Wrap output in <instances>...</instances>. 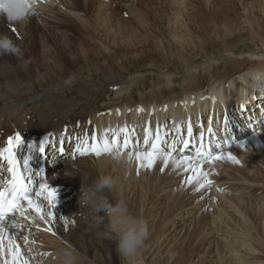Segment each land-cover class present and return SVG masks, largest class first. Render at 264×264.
<instances>
[{"label":"bare ground","instance_id":"1","mask_svg":"<svg viewBox=\"0 0 264 264\" xmlns=\"http://www.w3.org/2000/svg\"><path fill=\"white\" fill-rule=\"evenodd\" d=\"M90 1L95 12L92 19L80 13L79 9L76 8L78 0H39V7L30 15L28 20L22 23H13L16 27L15 34L18 37V39H13V41L22 51L28 50V42L25 43V40L29 39L31 36L32 30L30 27L32 23H34V19H36L37 22L45 21L49 16H55L59 12V8H68L70 14L73 15L72 17H74V19L76 18L75 20L80 28L86 31L99 26L101 29L112 32L113 29L111 26L113 24H115L116 28H120V25L123 23L112 20L109 11L104 10V6H107L109 0L108 3L106 0H98V5L93 0H84L82 5L87 7ZM174 1L180 6V9L176 10L174 8L175 15H179L184 11V8H186L187 0ZM174 1H172L173 4H175ZM206 2L209 4L211 0H206ZM260 5L262 10L261 13L264 14V0H262ZM128 6H130V4H128ZM89 11L91 12V10ZM64 16L67 18L71 17L68 14H64ZM252 16L254 15L252 14ZM74 19H72L73 22ZM88 19L91 24H88ZM253 19H255V17ZM2 20L6 19L0 18V21ZM249 22L251 28L259 25L257 20H249ZM49 31V29H46L45 34L49 35ZM174 34L180 38L177 33ZM4 35L5 34H1L0 32V36ZM116 37H118V35H116ZM177 37L174 38L175 48L180 49V42H182L183 39L179 40ZM59 39L66 40V37L62 36ZM187 43L186 40V44ZM179 52L181 53V51ZM240 53L241 52H239V54ZM262 54L264 53H258V50H249L248 53L246 52L241 55L245 58H257ZM213 57L202 61V65H198L201 62L192 65L191 62L189 65H186V68L183 70H156L158 74H160L155 76V79L158 82L164 80L165 83L162 86L166 89L164 90L165 92L173 95L177 90H180V92L177 93L179 96L175 98H161L156 92L150 95V92L153 91L152 89L143 93L142 90L146 89L149 83L143 80L144 76L142 75H146V73L140 74L141 76L135 78L133 77L138 74L127 78V73L131 71L127 70L124 74L122 73L110 79L113 85L108 89L105 87V93H102L103 87L99 86V84L88 89L90 96L94 95V98H98L103 94L108 96V98L103 101L102 105L92 106L93 111L86 117H78L76 120H73L80 111L86 110L91 102V100L83 95L80 98L83 102L75 103V101L73 102L70 100L71 102L68 104L71 105L63 113L64 119H59L57 128L56 126H36L35 120L39 107H35L31 116L26 114V118L22 117L20 123L14 125L16 128L15 131H12L13 128H11L10 124L15 123L18 120L17 118L15 122L11 120L3 122L6 128L0 127V135L2 132H6V135L0 136V173H5L7 181H12L13 173L6 171L9 167H13L14 173L18 171V174L23 177L24 184L28 186V199H24L23 205L18 209L20 211L22 208L31 209L29 213L33 215V218L34 216L37 217L32 223L35 225H42L41 227L43 230L47 232L49 229L54 230L58 234L57 236L62 237L68 245L73 246L70 247L66 245V242L62 240V242H65V246L55 247L53 244V253L59 254L62 249L71 248L76 253L78 259H80L78 260V264H158L155 259L158 254V246L162 247L166 243H169V241H173L172 245H167L170 253L166 261L160 262L161 264H178L180 261L179 256L182 251L177 249V247L183 249V247L186 246L185 242L189 236L199 231L197 227L206 230L205 228L210 224L218 227L220 229L219 232L221 230L223 231L222 237H224L223 240L225 244L222 246L225 250L223 251L220 248L221 246H219L218 241L217 248H215V251L213 249L212 255L208 260L203 259L205 255H199L193 257L187 264H264V205L253 201L250 197H248V199L246 196L242 197L235 195L236 193L233 194L224 190L229 187H234V189L242 187L244 189H249L250 192L253 193L254 190L260 188L259 185L264 187V184H258L259 181H256L263 180L261 178L264 177L262 170H260L262 175L258 174V172L254 175L250 174L248 171L246 172L247 169H244V164L242 165V163L248 166L249 164L246 163L247 161H244V159L242 161L240 160L242 155L239 153L240 150H238V145L234 146V148L237 147V150L226 147V141L231 142L229 141L231 137L235 136V134L239 136L243 134V132L238 133V130H242V125H245L244 129L251 126L259 129L260 126L258 125L264 124V69L261 67H252L251 69L242 70L240 71L241 75L237 76V80H233L226 75L224 71H221L216 74L218 76L216 84L212 83L214 84L212 85L209 81H206L204 86H193L189 89V94L185 93L180 96L187 82L191 83L193 81L197 71L200 73L201 69L207 71L213 68L212 64L210 66L208 65V62H211L210 59H214L216 64L223 62V60L219 61L217 57ZM13 61L16 63H11ZM13 61H7L6 59L2 60L0 58V98L7 97V92L17 95L18 97L19 95H25L23 97L25 99L20 101L25 104L29 101V98L42 96L40 92L43 93L45 90H48L51 87L49 84H53L48 80L45 70L41 65L36 68V81L34 84L29 82L26 84L22 83L23 85L19 86L20 74L29 76L30 71L28 68L24 67L25 63H22L16 56L13 57ZM231 62L236 64L239 60L232 58ZM226 66H228V63L223 62V70L226 69ZM42 69L44 71L41 72ZM168 71L184 73V77L186 78H183L180 87L176 86L175 88H171L168 85L169 82L175 84L174 75L164 74ZM208 77L211 79L214 77L212 70ZM215 90L218 92L215 93ZM136 91L141 92L139 96H136ZM220 92H222L224 96V99L221 97L223 104L221 106L219 104L213 106L208 102V97L210 94H218L220 96ZM50 94L51 93L46 95L49 96ZM62 95L67 97L68 91L65 90L62 92ZM50 97L51 96L48 98ZM136 98L138 100L134 101ZM50 104L51 105L46 109H49V113L55 114L58 118V113L54 111L53 108L56 104L54 102ZM207 106L212 108L213 123L215 121L217 124L218 120L223 125L222 127L219 126L220 130L217 129V138H214V135L209 137L212 139V144L205 152H211V158L205 162L204 159L198 158L190 147L185 149L183 143L182 146L178 145V141L186 142L192 139V142L195 140L201 142L204 138H207L208 122L212 115ZM20 110H25V107ZM177 111L181 112L179 117L176 115ZM206 114L209 116L208 119H206ZM189 117H191L189 122H191L193 128L192 135L189 134L192 132V128L189 131L186 123ZM205 120H207V123H205ZM231 121L235 123H230ZM253 121H255V123ZM141 122H143L145 130L140 133L132 131L133 126ZM120 129L127 130L125 133L116 137L120 145V155H117L115 151L112 153L101 152L99 156L93 151H88L87 154L81 155L78 151V149L81 151L84 150L85 141L87 142L86 147L88 149L91 148L93 143L99 144L104 138L108 139L111 143L113 140V132H119ZM261 131L262 133H260ZM261 131L257 135L259 138L256 139L259 146H262L264 142V130ZM104 133H106V136ZM157 135H159L160 141L166 143L157 142ZM189 135L190 137H188ZM203 135H205V137H202ZM238 135L234 138L235 140L242 139L238 137ZM17 137L25 142L24 146L19 149L16 144ZM93 137L96 138L95 141H93ZM125 137L129 138L131 141L128 147L123 146ZM146 138L149 141V146H145L144 144ZM10 141L11 143H9ZM68 143L73 145V147H69V151L66 152L64 149H66ZM152 143H159V147L165 149H167L168 145H175L177 151L161 153L160 157L152 163L151 167H144L143 165L151 160V156L145 158L141 155V158L138 160L136 159V153H151L152 148L150 145ZM40 145L44 147L43 152L35 151V148ZM68 146L69 145H67V147ZM5 149L8 151H5ZM262 149L260 150L264 151ZM253 151L254 150H252V152ZM17 152L18 155H13ZM130 153L132 159H129ZM165 154L169 156L167 166H165L163 160ZM256 156L258 157L257 154ZM216 157L220 158L216 159ZM22 158L28 160L27 165H22ZM232 158L238 161V163L234 162ZM260 158L262 163H264V152L263 157ZM8 159H14L16 161L15 165L7 164ZM181 161H183V163H181ZM19 162H21V165L18 166ZM52 162L58 164L56 166H59V170L56 172L55 170H57L58 167L57 169H55L56 167L53 168L56 173L53 174V171L50 172L52 173L51 175L49 174L51 179L45 181V177L41 176V174L46 171L48 174L49 165ZM174 163L180 166L179 176L168 181L165 189L159 192L169 193L171 196L165 203L156 201L157 204H155L152 201L151 194L156 192L157 189L155 188L159 186L160 182L158 181L159 178L151 182L150 173L158 172L160 170V165H162L164 170L166 169L170 173L172 168H175ZM70 164L75 166H69ZM233 164H235L237 170H241L244 174L251 177V179L242 174L239 178L234 177V172L236 173V171ZM77 166H80V168ZM146 168L149 169L145 170ZM4 169L6 170L4 171ZM230 170L232 173L229 175L228 172ZM32 174H35V176ZM28 175L30 177L29 181L32 182V186L36 184V181L38 183V188L39 185L44 187L43 184L45 182L49 183L45 194L40 197L30 195L32 187H30L31 182L29 183L26 179ZM105 175L112 176L117 181L116 187L109 194V199L112 201L119 199L126 200L129 212L133 216L143 218L148 225L149 236L145 241L143 249L137 256L124 258L118 254L117 235L110 218L106 217V221L104 220L105 222L102 224H97L95 220H78L79 216L91 210L82 205V192L89 188L90 185L88 186V184L90 182L92 185L97 177ZM206 176L207 178L205 179ZM82 178L90 182H86L87 185H84L85 183L83 184ZM236 179L240 181H236ZM5 189H7V187ZM5 189L2 191H5ZM180 195L183 197L188 196L189 204L186 207L180 208L176 206L179 205ZM191 196H193L192 199L189 198ZM252 197L253 196H251V198ZM29 200L32 201L31 205H29ZM41 201H43V203H41ZM199 210L202 212L200 214L199 212L196 213ZM41 214L46 215L47 218L41 219ZM91 214L94 216L92 211ZM68 215H71L72 218ZM169 215L170 217L168 218ZM28 218L30 217L28 216ZM20 226L21 231H24L25 227H28L24 223H21ZM34 228H36V226L33 227V229ZM209 229L212 228L210 227ZM215 231L217 232L216 229ZM52 233L54 234L53 231ZM236 233L239 235H236ZM49 234L53 236L51 232ZM49 234L45 235L44 233V238H46V236L50 238ZM211 234L217 239V233H215L213 229L207 232L206 235L209 237ZM32 237L30 236L29 238ZM236 237L237 242L239 240L238 237L242 239L241 244L243 247L241 249L232 246L234 238ZM52 238V241L56 239L55 237ZM10 240L14 241L10 238V232H8L3 240L0 241V264H5V262L6 264H23V260H27L28 264H31L28 258L21 255L20 245L18 249L20 255H17V248L14 243H9ZM33 240L34 238H32V241ZM57 240L60 241L59 238H57ZM52 241L50 243L49 239L48 245L50 247L52 246L50 245ZM38 242L40 243L41 241ZM47 242L44 241L43 243L46 244ZM54 243L56 245V242ZM211 243L212 241L210 244ZM210 244H207L209 250L212 246ZM48 245L46 244L47 247H49ZM46 246L44 248H46ZM40 247L38 246L37 249L40 250ZM30 253L31 252H29V254ZM229 253H232L231 256H234L231 257L232 260L227 257ZM117 255L120 256L119 263L116 259ZM152 255L153 257H151ZM45 258L47 259L48 257ZM60 261L62 260L60 259ZM49 264H51V262Z\"/></svg>","mask_w":264,"mask_h":264},{"label":"rangeland","instance_id":"2","mask_svg":"<svg viewBox=\"0 0 264 264\" xmlns=\"http://www.w3.org/2000/svg\"><path fill=\"white\" fill-rule=\"evenodd\" d=\"M93 1H95L97 5L99 4L98 0ZM172 1L174 0H109L108 3V0H106L108 4L107 6H104V10L109 11V15L112 17V20L123 23L120 25V28H116L115 24H113L111 26L113 29V31L111 30L112 32L106 29H101L99 26L88 31L80 28V26L77 24V21L75 20L76 18L74 19V17H72L73 15L70 14V10L68 8H59V12L55 16H49V18L45 21L37 22L36 19H34V23H32V26L30 27L32 30L31 36L29 39L25 40V43L28 42L29 49L22 51L23 57L19 59L22 61V63H25L24 67L28 68L30 75L25 76V74H20L21 78L19 86L29 82L34 84L36 81V68L41 65L45 70L48 80H50L53 84H49L51 87L48 90H45L43 92L44 94L40 92V95L42 96H35L33 97L34 99L29 98V101H27L25 104L20 102L21 100L25 99L23 98L25 95H19L18 97L17 95L7 92V97L0 98V127L6 128L5 124L3 123L4 121L11 120L12 122H15V119L17 118L18 120L15 123L10 124L11 128H13L12 131H15L16 128L14 125L19 124L22 117L26 118V114L31 116L35 107H39L37 118L35 120L36 126H56L57 128L59 119H64L63 113L71 105L68 104L71 102L70 100L73 102L75 101V103L83 102L80 100L81 96L83 95L91 100V102L89 103L88 108L84 111H80L73 120H76L78 117H86L93 111L92 106H100L103 104V101L108 98V96H105V94L99 96L98 98H94V95L90 96L88 89H91V87L94 85L99 84V86L103 87L102 93H105V87L108 89L113 85L110 79L121 75L122 73L124 74V72L127 70H131L127 73V78L138 74L133 77L135 78L137 76H141L140 74L146 73V75H142L144 76L143 80L149 83L147 88L142 90L143 93L147 92L149 89H152L153 91L150 92V95L153 92H156L161 98H175L179 96L177 93L180 92V90H177L176 93H173V95L165 92L164 90L166 89L162 86L165 83L164 80L158 82L155 79V76L160 74H158V71L156 70H183L186 68L185 66L189 65L191 62L192 65H196L200 62L201 63L198 65H202V61L212 58L213 56L217 57V60L219 61L223 60V62L228 63L226 69L223 70V62L216 64L214 59H210L211 62H208V65L210 66L212 64L213 68L207 71H203L201 69L200 73L197 71L193 81L191 83L187 82L185 89L181 91L180 96H182L185 93L189 94V89H191L193 86H204L206 81H209L211 84H216L218 77L216 74L220 73L221 71H224V73L233 80H237V76L241 75L240 71L242 70L251 69L252 67H261L264 69V54L258 56L257 58H245L241 55L246 52L248 53L249 50H258V53H264V14L261 13L262 10L260 5L262 0H211L209 4L206 2V0H187L186 8H184V11L179 15H175V9H180V6H178L175 1V4H173ZM83 2L84 0H78L76 8L79 9L80 13H83L86 17H91L92 19L95 15V12L93 10L91 1L87 7L82 5ZM128 4H130V6H128ZM89 10H91V12ZM64 14H68L71 17L67 18L64 16ZM252 14L254 16H252ZM250 16L253 18L255 17V19ZM72 19H74V22ZM249 20H257L259 25L251 28ZM88 24H91L89 19ZM46 29L50 30L49 35L45 34ZM0 32L12 40L18 39L17 35L15 34V25L7 20L0 21ZM174 33H177L180 38L175 36ZM116 35H118V37H116ZM62 36L66 37V40L59 39ZM175 37H177L179 40L183 39V41L180 42V49L175 48ZM186 40L188 42L187 44ZM179 51H181V53ZM239 52L241 53L239 54ZM13 57V55L0 56L2 60L6 59L7 61H13ZM232 58L239 60V62L236 64L232 63ZM14 62L15 61L11 63ZM44 70L42 69L41 72ZM211 70L214 76L212 79L208 77ZM164 74L174 75V82L176 85L169 82L168 85L171 88H175L176 86L180 87V83L183 82V78H186L182 72L179 73L168 71ZM65 90L68 91L67 97L62 95V92ZM49 93H51L49 95L51 96L50 98H48L49 96L46 95ZM140 93V91H136V96H139ZM136 100L138 99H134V101ZM51 102L56 104L53 108L54 111L58 113V118L55 114H50L49 109H46L51 105ZM23 107H25V110H20ZM253 122L255 123V121ZM230 123L235 122L231 121ZM244 126L245 125H242L245 135L239 140L237 139L233 141L232 139L231 145L228 144V148L233 149L234 146L238 145V150H240L239 153L242 155L240 160L242 161L244 159V161H247L246 163L249 164L248 166L245 163H242V165L244 164V169H247L246 172L248 171L250 174L254 175L257 172L258 174H261L260 170H262V173H264V163H262L260 158L263 157L264 151H261L260 149H262L263 146L262 150H264V142L262 143V146H259L256 142V139L259 138V136H257L258 133L261 130H264V124L258 125L260 126L259 129H256L253 126L244 129ZM260 133H262V131ZM1 135H6V132H2ZM104 135L106 136V133H104ZM182 143L184 142L178 141V145L181 146ZM241 143L244 145L243 147L240 146ZM67 145L69 146L67 147ZM67 145L66 149H64L66 152L69 151V147H73V145H70V143ZM188 146L191 147V143L188 144ZM252 150L254 151L252 152ZM256 154L259 158L256 156ZM56 162L50 163L48 175L45 176V181L50 180V175L52 173L55 174L59 170V167L56 166ZM233 165L236 171V173L234 172V177L239 178L242 174L245 177L251 179V177L244 174L241 170H237L235 164ZM69 166L75 165L70 164ZM77 167L80 168V166ZM53 168L57 169L55 170L56 172ZM148 169L149 168H146L145 170ZM5 170L6 169H4V171ZM228 173L230 175L232 171L230 170ZM179 174L180 166L172 168L171 172L169 173L166 169L164 170L162 165H160V170L158 172L150 173L151 182L157 178H159L158 181L160 182L159 186L155 188L157 189L156 192L151 194L152 201L155 204H157L156 201L165 203L169 199L171 196L169 193L159 192L162 189H165L168 181L177 178ZM0 176V185H2L0 186L1 190L4 187L3 178H5V173H0ZM206 178L207 176L205 179ZM261 178L264 180V177ZM82 180L83 184L85 183L84 185H87L86 182H90L86 179L84 180V178H82ZM263 180L256 181H259L258 184H264ZM236 181L240 180L236 179ZM46 183L43 184L44 187L39 185L38 188L37 185L34 188V193H40L38 197L46 193L49 184ZM90 183L88 186L91 185ZM259 187L260 188L254 190L253 193H251L249 189H244L242 187H237L235 189L234 187H229L228 189L224 190L229 193H236L235 195L242 197H250V199L253 201L262 203V205H264V187L262 185H259ZM251 196L253 197L251 198ZM180 197L179 205L176 206L180 208L186 207L189 204V199L187 198L188 196L183 197L180 195ZM192 197L193 196L189 198L192 199ZM29 210L31 209L22 208L21 211L23 212L24 218H21L20 224L24 223L26 226H28L25 227V230L22 232L25 236H33L32 238H34V240L32 241V238L27 236L30 239V241L28 239V247V245L23 243V240L19 235H14L13 232L10 231V238L14 240V245H20L21 255L25 258H28L31 264H49L50 262L51 264L62 263L58 257L59 254L53 253L54 251L52 248H54V246L61 247L65 246V244L68 245L67 242L62 239V237L57 236L58 234L54 230L51 229L56 236L50 229L47 232L43 230L41 227L42 225H35L32 223V221L37 217L34 216L33 218V215L29 213ZM198 212L200 214L202 211L199 210L196 213ZM28 216L30 218H28ZM68 216L72 218L71 215ZM169 217L170 215L168 218ZM106 219L107 218L105 217L102 223H104ZM78 220L93 221L95 219L90 210L84 213L82 216H79ZM35 226L36 228L33 229ZM210 227L215 233H217V239H215L212 234L209 237L206 235L207 232L212 230L209 229ZM40 228L43 230V233ZM199 228L197 227V230L199 231L195 232L192 236H189L185 242L186 246L184 245L185 247H183V249L177 247V249L182 251L179 256L180 261L178 264H187L191 259H193V257L199 255H205L203 259L208 260L212 255L213 249L215 251V248H217L218 241L219 246H221L220 248L223 251L225 250L222 246L225 244L223 240L224 237H222V230L219 232L220 229L218 227L210 224L209 226L207 225L205 228L206 230ZM49 231L51 234H53V236L49 234ZM44 233L45 235L49 234L50 238H47V236L44 238ZM236 235L239 234L236 233ZM52 237H55L56 239L52 241ZM241 237H238V242L236 241L237 237L234 238L232 246H236L241 249L243 247L241 244L243 237L240 239ZM57 238H59L61 242L57 240ZM49 239L50 243L52 241V244H50L52 245L51 247L48 245ZM62 240L66 243L62 242ZM38 241H41L42 243H39ZM44 241L47 242L46 244L49 247L43 243ZM211 241L212 243L210 244ZM54 242H56V245ZM172 242L173 241H169V243H166L162 247L158 246V254L155 257L158 264L166 261L170 253L168 251L167 245H172ZM44 244L46 248H44ZM207 244L212 245L210 250L208 249ZM38 246H41L40 250L37 249ZM48 248L49 250H52L49 251ZM29 252L31 253L29 254ZM22 253L27 255H23ZM231 254L232 253L227 254V257H229L230 260H232L231 257H234L233 255L231 256ZM44 256L48 257L49 259H46ZM151 257H153V255ZM116 259L119 263L120 256L117 255Z\"/></svg>","mask_w":264,"mask_h":264},{"label":"clouds","instance_id":"3","mask_svg":"<svg viewBox=\"0 0 264 264\" xmlns=\"http://www.w3.org/2000/svg\"><path fill=\"white\" fill-rule=\"evenodd\" d=\"M31 5V8L29 7ZM39 7V0H0V18L12 23H22ZM23 57L22 49L9 37L0 36V56ZM112 176L98 177L89 188L82 192L81 203L91 209L97 224L105 217L110 218L117 235V252L124 258L137 256L149 236V228L143 218L129 212L126 200L112 201L109 194L116 187ZM62 264H78V257L71 248L59 253Z\"/></svg>","mask_w":264,"mask_h":264},{"label":"snow or ice","instance_id":"4","mask_svg":"<svg viewBox=\"0 0 264 264\" xmlns=\"http://www.w3.org/2000/svg\"><path fill=\"white\" fill-rule=\"evenodd\" d=\"M29 7L31 8V5H29ZM126 131H127L126 129H120L119 132H113V140L111 141V143L109 142L108 139L104 138L101 140L99 144L93 143L90 149L86 147L87 142L85 141L84 150L81 151L80 149H78V151L80 152L81 155L87 154L88 151L95 152L97 156H99L101 152L112 153L113 151H115L117 155H120L121 154L120 145L116 137L120 136L122 133H125ZM95 139L96 138L93 137V141H95ZM156 140L159 143H166L164 141H160L159 135H157ZM9 143H11V141ZM24 143L25 142L20 140L19 137L16 138V144H17L18 149L23 147ZM130 143H131L130 139L125 137L123 141V146L128 147ZM159 143H152L150 145V147L152 148L151 153H144V154H141L140 152L136 153V159L138 160L141 158V155H143L145 158H147L148 156H151V160H149L148 163L144 164L143 165L144 167H151L152 163L155 162V160L160 157L161 153H166L168 151H177V149L175 148V145H168L167 149H165V148H160ZM144 144L145 146H149V141L147 138L145 139ZM240 146L243 147L244 145L241 144ZM183 147L186 149L188 147V144L184 143ZM43 150H44L43 145H40L39 147L35 148V151H38V152H43ZM5 151H8V150L5 149ZM13 155H18V152ZM197 157L204 159V161L206 162L208 159L211 158V152H208V153L197 152ZM219 158L220 157H216V159H219ZM129 159H132L131 153L129 154ZM232 159L234 162L238 163V161H235L234 158ZM163 160H164L165 166H167L169 162V156L165 154L163 156ZM15 163L16 161L14 159L7 160V164L9 165H15ZM23 163L27 165L28 160L23 159ZM181 163H183V161H181ZM174 167H179V165L174 163ZM8 171L13 173V177H12V181L10 182V187L5 189V191L0 192V241H2L4 236H6L7 233L11 231L13 232L14 235H19L21 239L23 240V243L25 245H28L29 244L28 237L25 236L23 232L20 230V227H21L20 220L21 218H24L23 212L20 211L17 207V202L19 200L28 199V196H29L28 186L22 182V178H18L15 175L13 167H9ZM30 182L31 181H29V183ZM33 194L36 196L40 195L39 192H35ZM28 202H29V205L32 204L31 200H29ZM41 203H43V201H41ZM40 218L46 219L47 216L44 214H41ZM9 243H14V241L10 240ZM16 248H17V255H20L18 251L19 245H16ZM23 264H28V261L24 260Z\"/></svg>","mask_w":264,"mask_h":264},{"label":"flooded vegetation","instance_id":"5","mask_svg":"<svg viewBox=\"0 0 264 264\" xmlns=\"http://www.w3.org/2000/svg\"><path fill=\"white\" fill-rule=\"evenodd\" d=\"M144 130H145V126H144L143 122L133 126V128H132V131H135L137 133H140L141 131H144Z\"/></svg>","mask_w":264,"mask_h":264}]
</instances>
